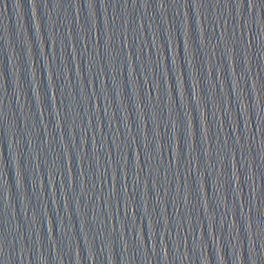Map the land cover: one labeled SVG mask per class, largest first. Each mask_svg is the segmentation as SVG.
<instances>
[{"label": "water", "instance_id": "1", "mask_svg": "<svg viewBox=\"0 0 264 264\" xmlns=\"http://www.w3.org/2000/svg\"><path fill=\"white\" fill-rule=\"evenodd\" d=\"M0 0V264H264V0Z\"/></svg>", "mask_w": 264, "mask_h": 264}, {"label": "snow or ice", "instance_id": "2", "mask_svg": "<svg viewBox=\"0 0 264 264\" xmlns=\"http://www.w3.org/2000/svg\"><path fill=\"white\" fill-rule=\"evenodd\" d=\"M253 2H252V0H249V5H250V7H252L253 6Z\"/></svg>", "mask_w": 264, "mask_h": 264}]
</instances>
